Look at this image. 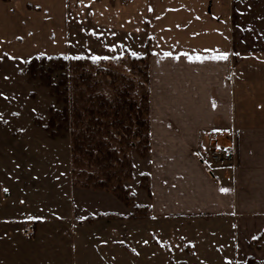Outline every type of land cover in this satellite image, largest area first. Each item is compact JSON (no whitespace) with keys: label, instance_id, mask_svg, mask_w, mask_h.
Listing matches in <instances>:
<instances>
[{"label":"crops","instance_id":"obj_1","mask_svg":"<svg viewBox=\"0 0 264 264\" xmlns=\"http://www.w3.org/2000/svg\"><path fill=\"white\" fill-rule=\"evenodd\" d=\"M67 1L8 0L15 17H0V25L6 16L32 25L39 10L46 26L76 23L132 38L123 46L132 56L144 55L149 40L150 152L134 176H148L150 195L139 186L135 204L152 220L185 217L213 227L211 244L237 263L262 259L251 241L264 229V113L243 115L242 106L244 70L264 69V0ZM221 53L225 59L213 58ZM202 137L229 139L234 164L213 167L201 158ZM128 208L104 212L125 220Z\"/></svg>","mask_w":264,"mask_h":264},{"label":"rangeland","instance_id":"obj_2","mask_svg":"<svg viewBox=\"0 0 264 264\" xmlns=\"http://www.w3.org/2000/svg\"><path fill=\"white\" fill-rule=\"evenodd\" d=\"M7 3L0 0V17H15ZM38 12L34 10L32 25L24 17L11 21L8 16L0 25V264H264V255L237 263L230 251L211 244L217 241L210 234L213 227L197 220L145 215L136 222L129 217L128 223L129 218H111L104 211L126 209L112 193L72 185L70 137L52 136L45 129L49 109L59 106L47 87L28 78V62L39 56L86 57L89 62L80 69L99 70L93 73L96 92L110 99L114 95L104 71L134 81L139 99L148 93V62L146 67L129 58L123 46H133L132 38L76 23L46 26ZM59 76L52 74L54 81ZM243 79V115L263 114L264 69H245ZM216 150L227 151V158L211 160ZM198 155L213 167L229 168L235 160L229 139L200 138ZM148 156L130 153L132 194H138L141 182L149 185L146 174L144 180L134 176L139 158ZM251 246L264 254V238Z\"/></svg>","mask_w":264,"mask_h":264},{"label":"trees","instance_id":"obj_3","mask_svg":"<svg viewBox=\"0 0 264 264\" xmlns=\"http://www.w3.org/2000/svg\"><path fill=\"white\" fill-rule=\"evenodd\" d=\"M146 49L144 55L129 58L147 67L150 52ZM87 62L86 57L66 56H39L28 62V78L47 87L59 106L49 109L45 129L52 136L58 132L70 137L72 185L110 192L122 204L133 207L131 219L145 217L148 209L135 204L128 182L133 172L130 153L133 151L145 158L150 152L148 93L144 92L138 99L134 81L104 71L110 78L114 96L110 99L98 94L93 75L100 71L80 69ZM54 72L60 73L55 81ZM145 76L148 77L147 71ZM114 142L116 146L111 144ZM143 178L147 177L142 175ZM141 183L149 196V185ZM263 238L264 229L252 239V244L255 246Z\"/></svg>","mask_w":264,"mask_h":264},{"label":"built area","instance_id":"obj_4","mask_svg":"<svg viewBox=\"0 0 264 264\" xmlns=\"http://www.w3.org/2000/svg\"><path fill=\"white\" fill-rule=\"evenodd\" d=\"M228 153L227 151H223V150H216L213 153H210L209 157L211 160L216 161V160H220L222 158H227Z\"/></svg>","mask_w":264,"mask_h":264},{"label":"snow or ice","instance_id":"obj_5","mask_svg":"<svg viewBox=\"0 0 264 264\" xmlns=\"http://www.w3.org/2000/svg\"><path fill=\"white\" fill-rule=\"evenodd\" d=\"M133 55H135L134 53H133ZM226 56H227V53H221L219 56H217V57H213L214 59H225L226 58ZM92 59L93 60H96V59H98V57H92ZM221 191H226V189H221Z\"/></svg>","mask_w":264,"mask_h":264}]
</instances>
